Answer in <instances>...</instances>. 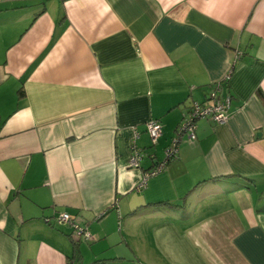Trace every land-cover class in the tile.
Segmentation results:
<instances>
[{
  "label": "crops",
  "instance_id": "crops-1",
  "mask_svg": "<svg viewBox=\"0 0 264 264\" xmlns=\"http://www.w3.org/2000/svg\"><path fill=\"white\" fill-rule=\"evenodd\" d=\"M227 76L226 122L197 120L138 190ZM258 90L264 0H0V264H264Z\"/></svg>",
  "mask_w": 264,
  "mask_h": 264
},
{
  "label": "built area",
  "instance_id": "built-area-1",
  "mask_svg": "<svg viewBox=\"0 0 264 264\" xmlns=\"http://www.w3.org/2000/svg\"><path fill=\"white\" fill-rule=\"evenodd\" d=\"M229 80V76H227L224 81L227 82ZM222 85L215 86L216 88L213 90L214 92L211 94V101L207 103H193L186 115H184L180 124L176 129V136L171 142V144L167 147L165 152V158L163 161L157 163L154 167H152L149 171L145 172L142 176L141 183L138 185V190L142 189L149 178L154 177L161 173L167 163V159H172L177 154L178 143L183 136H187V138L191 141L196 139L195 135V122L199 119H209L216 124H223L227 119V112L230 106V98L222 97L220 95L222 91ZM145 132L149 135L152 142H156V140L161 135V125L158 121L150 120L144 125ZM138 131L134 129V138L130 143L131 155L128 160V168L131 169H139L140 162L144 156V153L141 149L137 148L135 145V140L138 138ZM45 222L49 225L57 226V225H68L72 229L73 238L77 241L80 240H89L91 238L90 233L87 230L86 225L83 222H80L74 218H72L67 213H61L60 215L54 217L52 220L45 219Z\"/></svg>",
  "mask_w": 264,
  "mask_h": 264
},
{
  "label": "trees",
  "instance_id": "trees-1",
  "mask_svg": "<svg viewBox=\"0 0 264 264\" xmlns=\"http://www.w3.org/2000/svg\"><path fill=\"white\" fill-rule=\"evenodd\" d=\"M233 69H234V66H232V68H231V72H233ZM231 72H230V74H231ZM225 81L224 80H222V81H220V82H218V83H216L215 85H212V89L214 90L216 87L215 86H218V85H221V84H223ZM258 96H259V98L261 99V101H262V103H263V105H264V95L262 94V92L260 91V90H258L257 91V93H256ZM157 141V140H156ZM154 144L156 143V142H153ZM142 150V149H141ZM143 152V151H142ZM171 159H167V162H169ZM140 168V167H139ZM149 171V170H148ZM145 172H147V171H145ZM144 172V173H145ZM102 215H104V214H102ZM101 215V216H102ZM48 219V218H47ZM50 220H52V219H50ZM51 226H53V225H51ZM58 227L59 226H61V225H57ZM71 228V227H70ZM70 237H71V239H72V243H74L73 245L75 246L76 244H77V240H75L74 238H73V233L70 235ZM77 255V252L74 250V255L72 256V259H73V257H75Z\"/></svg>",
  "mask_w": 264,
  "mask_h": 264
},
{
  "label": "rangeland",
  "instance_id": "rangeland-1",
  "mask_svg": "<svg viewBox=\"0 0 264 264\" xmlns=\"http://www.w3.org/2000/svg\"><path fill=\"white\" fill-rule=\"evenodd\" d=\"M83 241V240H82ZM84 242V241H83ZM84 245V244H83ZM87 256V255H86Z\"/></svg>",
  "mask_w": 264,
  "mask_h": 264
}]
</instances>
